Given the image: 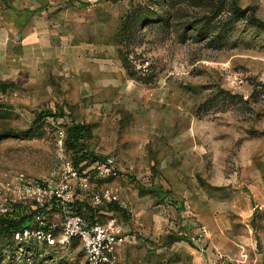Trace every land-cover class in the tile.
Segmentation results:
<instances>
[{
    "label": "rangeland",
    "instance_id": "rangeland-1",
    "mask_svg": "<svg viewBox=\"0 0 264 264\" xmlns=\"http://www.w3.org/2000/svg\"><path fill=\"white\" fill-rule=\"evenodd\" d=\"M51 1L45 7H56L61 21L66 16L58 11L77 8L78 25L69 24L73 42L103 40L108 48L81 66H57L34 84L0 80V133L18 131L0 136V213L21 204L30 214L37 206L28 185L55 187L66 179L109 223L100 211H114L116 203L94 207L91 192L69 173L68 162L80 160L64 142L76 120L89 126L84 152L148 167L126 174L144 192L165 186L185 192L186 211L198 216L194 227L206 226L214 252L224 253L208 264H264V24L253 19L264 22V0H237L248 10L240 19L232 0H223L202 36L194 28L208 9L201 0H174L173 17L142 23L129 17L143 9L163 12V0L159 6L155 0ZM212 95L217 98L204 105ZM111 183L93 179L91 189L115 191ZM44 204L41 219L51 222L52 237L33 234L24 246L0 232V264H85L79 240H62L65 212ZM110 218L121 226L130 217L119 211ZM174 221L160 236L128 231L118 264H205Z\"/></svg>",
    "mask_w": 264,
    "mask_h": 264
},
{
    "label": "crops",
    "instance_id": "crops-1",
    "mask_svg": "<svg viewBox=\"0 0 264 264\" xmlns=\"http://www.w3.org/2000/svg\"><path fill=\"white\" fill-rule=\"evenodd\" d=\"M48 1L0 0L1 81L16 82L20 80L28 84H34L37 79L42 80L57 66L74 67V63L77 61L81 66L80 63L87 61V56L93 55L94 51L101 53V56H103L102 53H105L108 48L103 40L97 43L94 41L84 42L81 46L77 45V41L73 42L75 37L73 38L72 31H69V24L71 27L74 24L78 25L77 8L68 7L64 8L63 12L58 11L59 15L65 13L66 16V21H61V19L56 18V7H45ZM50 4H53V1L50 0ZM69 13L71 16H68ZM109 33L110 29L108 28L106 29V35H109ZM104 37L105 33H103ZM97 76H100V72ZM101 76L104 78L108 75L102 72ZM128 160L124 159L121 164L118 162L124 175L118 178L105 179L112 180L111 186L115 189L118 197V200L114 203L124 211H128L130 218L123 221L121 225L125 233L134 230L136 232L134 234L146 236L150 233L154 236H160L170 231L175 223L174 220H178L176 223L179 226L184 225L183 232H197L200 228L194 227V224L197 225L194 220V216H197V214L186 211L188 201L185 199V192L181 193L179 190L176 194L165 192L167 186L156 188L157 192L153 190L144 192L143 188L133 183L126 174L128 169H137L142 170L143 173H148V171H144L148 167L144 165L141 167L140 162L136 159ZM163 190L164 192H162ZM82 200L84 199L82 198ZM104 205L107 206L108 204ZM119 211L123 213V211ZM119 211L118 209L110 211L106 207L100 213L106 215V222L112 223L115 220L109 219V217L113 212L119 214ZM96 217L99 218L97 213ZM209 237L204 256L198 255L205 261V264H208V260L224 257L222 250L215 249L214 252ZM119 247L117 264L120 261L122 252ZM221 247L219 246V248ZM193 249L198 254L195 247Z\"/></svg>",
    "mask_w": 264,
    "mask_h": 264
},
{
    "label": "built area",
    "instance_id": "built-area-1",
    "mask_svg": "<svg viewBox=\"0 0 264 264\" xmlns=\"http://www.w3.org/2000/svg\"><path fill=\"white\" fill-rule=\"evenodd\" d=\"M69 173L78 181V187L81 191L91 192V201L94 207L113 203L118 200L116 192L112 188H94L91 189L93 179L105 180L108 178H118L122 176V170L116 162V159L102 157L89 164L83 170H75V166L68 162ZM25 191L41 206L46 201L56 200L61 206L66 217L62 225L63 242H69L72 239L79 240L84 254L85 264H117L118 247L127 242L129 235L123 228L115 223L103 224L95 216L93 220L86 219L84 216L75 213L71 209V204L77 200H82L72 189L69 182L64 179L55 187L51 184L35 183L28 185ZM261 209L262 206H259ZM40 214H36L34 219L40 226L44 225V220ZM52 237L51 233L45 235L41 228H27L23 232L15 234V238L20 241L29 242L31 235ZM190 243H192L198 253L204 256L206 252L207 238L209 230L206 226H200L197 232H186Z\"/></svg>",
    "mask_w": 264,
    "mask_h": 264
},
{
    "label": "trees",
    "instance_id": "trees-1",
    "mask_svg": "<svg viewBox=\"0 0 264 264\" xmlns=\"http://www.w3.org/2000/svg\"><path fill=\"white\" fill-rule=\"evenodd\" d=\"M155 1H156V4L159 6V3L161 2V0H155ZM163 1L165 4V9L163 10V12L160 11V8L153 10L152 12H146V9H143V10L137 11L133 16H130L129 19L134 20L138 23H142L143 21H147L149 19H159V17L163 21L168 20L170 17H173L175 15L177 11V8H176L177 2H174V0H163ZM201 1H203L204 3L205 2L207 3L206 5L208 6V9H207L208 13L206 12V14H204L201 17V20L195 24V27H194L195 29L199 27L197 28V33H199L200 36H202V34L206 35V33L211 32V27H213L212 26V23H213L212 16L214 15L215 17L218 13H220L224 5L222 4L221 6V3H223V0H220L219 2L215 0H201ZM232 5H233L232 8H233L234 17H236L237 19H240L247 15L248 10L240 6L237 0H232ZM253 19L256 21L257 24H264V22H262L261 20L257 18L253 17ZM232 97H234V95ZM216 98H217V95H212L210 98L206 100L204 105L208 104L211 100H214ZM37 121H39V119ZM88 130H89V126L87 124L78 122L76 120H72L66 130V138L64 141L66 149L75 153L76 157L77 155H80L79 157L80 160L81 159L87 160V162L82 164L80 168H77L79 169V171L83 170L89 164L93 163L94 161L102 157L97 154L89 153L87 150L86 152H84L85 151L84 144L85 142H87V132H89ZM17 132L18 131H11V132L7 131V132L0 133V136L1 137L8 136V135L15 134ZM90 155L92 156V159L88 160L90 159L89 157ZM80 160L76 162L73 160L75 167H78V164H79L78 162ZM51 202H52V206L54 209L62 208V206L56 200H52ZM109 204H112V203H109ZM36 206L37 208L34 210H31L30 214L24 211L25 207L22 206L21 204H14L12 212L0 213V232L4 235L5 240H8L10 238L14 242H19V240L15 238V234L18 232H23L27 228H32V226H34V223H35V228H41L43 232L45 233V235L52 232V224L51 222L47 221L46 218L44 220L43 226H40L39 223H37L34 219V216L36 214H40L42 216L46 214L44 207L47 205L44 204L43 206H41L40 204L36 202ZM71 209L75 213H78L84 216L85 218H86V213H88L91 217L89 220H93L96 216V211L93 210V208H91V206L85 200H77L74 204H71ZM117 209L124 211L119 206H117ZM26 211H28L27 207H26ZM20 243L24 246H27L29 244V242H25V241H22Z\"/></svg>",
    "mask_w": 264,
    "mask_h": 264
}]
</instances>
